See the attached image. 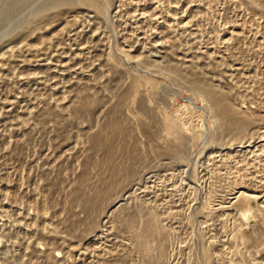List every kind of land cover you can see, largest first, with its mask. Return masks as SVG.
Returning a JSON list of instances; mask_svg holds the SVG:
<instances>
[{"label": "rangeland", "instance_id": "1", "mask_svg": "<svg viewBox=\"0 0 264 264\" xmlns=\"http://www.w3.org/2000/svg\"><path fill=\"white\" fill-rule=\"evenodd\" d=\"M53 1L0 0V264H46L51 252L60 254L56 264H141L118 221L129 209L158 215L163 264H205V249L213 264H264L263 0H97L102 19L81 12L27 45H3ZM110 58L126 70L116 75ZM174 65L258 115L248 134H222L202 91L165 73ZM133 76L144 78L145 116L184 138L183 159L159 155L161 143L137 125L139 105L125 101V142L138 140L148 164L113 194L96 232L76 228L73 240L50 233L68 223L70 209L84 217L73 194L87 169L96 182L104 168L90 139ZM83 97L100 101L90 114L77 110ZM239 189L261 196L249 221L230 200ZM238 229L255 241L245 243Z\"/></svg>", "mask_w": 264, "mask_h": 264}, {"label": "bare ground", "instance_id": "2", "mask_svg": "<svg viewBox=\"0 0 264 264\" xmlns=\"http://www.w3.org/2000/svg\"><path fill=\"white\" fill-rule=\"evenodd\" d=\"M261 9L264 12V0L261 2ZM81 12H91L101 19L104 17L103 8L97 0H54L50 6L37 11L27 18L17 31L8 36L3 45H16L43 38L45 34L59 26V24H68L71 17L78 16ZM5 53L8 57L15 55L12 48ZM110 61L115 67L114 73L116 75L126 70L116 59L110 58ZM4 69V66L0 65V71ZM165 73L181 84H187L202 91L204 99L210 103L211 111L222 134H229L235 139H241L256 124L258 115L255 118L249 115L243 107L235 105L229 91L205 83V81L203 82L195 75H187L175 65L170 66ZM131 79L128 92L122 96L119 105L109 112V120L102 132L93 135L90 139L92 148L103 152L104 168L98 174L99 177L96 182L90 177L87 169L83 174L84 186L77 189L73 194L72 203L84 213V217L80 218L74 209H70L68 211V223L65 224L62 230L49 228L50 233L52 232L56 235L61 233L65 238L73 240L77 237L74 232L76 228H82V234L86 236L96 232L99 220L104 214L113 194L124 189L128 181L137 177L140 167L148 164V157L144 154L138 140L132 145H127L125 142V138L129 134V128L125 125L121 116L122 104L125 101L131 100L132 103L137 102L139 105L140 111L137 114V125L149 139L161 143L158 145L160 147L158 154L161 156L173 155L176 158L183 159L185 154L184 138L181 135H176L170 127L157 121L153 116L148 118L145 116L148 113V109L144 103L138 100L140 86L144 78L133 76ZM99 102V99L94 100L83 97L78 101L77 110L90 114L95 110ZM87 163L86 166L88 165ZM88 186L91 187L90 191L86 190ZM230 200L233 204H239L244 207L243 213L241 212L242 219L247 221L249 212L252 211L253 205L261 200V196L248 195L247 192L239 189ZM205 210L206 207H202V211ZM125 211L124 215L119 216L118 221L119 225L125 228L131 236V243L127 244L128 248L141 255V264H163L167 231L160 222L158 215L154 212H139L136 214L130 209ZM44 235L46 234L44 233ZM237 235L242 237V240L247 244L255 241L252 235H247L241 229H238ZM37 251L39 252V250ZM204 259L205 264H213L208 249L204 250ZM60 261V254H54L53 252L47 254L45 259L46 264H56ZM124 262L125 259H122L121 263L124 264Z\"/></svg>", "mask_w": 264, "mask_h": 264}]
</instances>
